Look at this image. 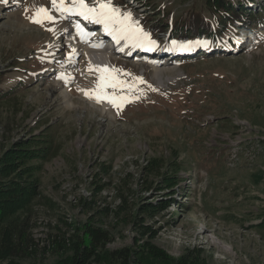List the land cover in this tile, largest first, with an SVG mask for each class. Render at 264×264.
<instances>
[{"label":"rangeland","instance_id":"374dc122","mask_svg":"<svg viewBox=\"0 0 264 264\" xmlns=\"http://www.w3.org/2000/svg\"><path fill=\"white\" fill-rule=\"evenodd\" d=\"M13 1L0 3V87L14 89L0 101V158L30 131L49 132L55 149L38 173L34 249L21 264L68 257L61 238L72 235L71 225L84 224L107 230L111 250L127 245L142 253L153 245L171 261L196 254L205 264H264V231L256 227L264 214L262 144L246 153L250 161L241 151L233 166L226 164L232 148L245 152L264 133V0H230L246 9L239 27L213 21L205 0H112L132 13L161 53L174 48L172 55H146L131 40L130 55L118 47L104 53L111 35L102 24L65 18L51 11L50 0ZM85 2L92 7L97 0ZM37 7L48 8L55 22H31ZM191 11L224 29V41L152 34L149 20L161 21L154 17L174 21ZM259 13L263 22L253 25L251 15ZM66 24H79L83 41L88 28L102 27L94 48L108 57V72L98 67L88 76L85 55L73 57L64 45ZM101 75L118 82L104 89L107 95L130 101L120 108L98 101ZM154 162L162 175L150 172ZM155 204L166 206L145 212Z\"/></svg>","mask_w":264,"mask_h":264},{"label":"trees","instance_id":"16d2710c","mask_svg":"<svg viewBox=\"0 0 264 264\" xmlns=\"http://www.w3.org/2000/svg\"><path fill=\"white\" fill-rule=\"evenodd\" d=\"M205 4L209 13L213 14V21L230 23L233 27H239L243 15H246L243 8L237 7L230 0H205ZM158 17L154 18L161 21L155 24L154 21L149 20L150 30L155 35L170 30L181 40L194 37L214 43L223 39L224 29H218L199 11H191L172 22L167 21L168 15H162L163 19ZM251 17L252 20H257L261 17V13L258 17L255 15ZM13 90V88L0 87V101L9 97ZM48 134L49 132L30 131L28 135L12 141L2 155V159L0 158V264H21L22 259L29 258L33 253L30 217L34 201L41 196V190L38 188L40 184L38 173L43 163L55 154L51 135ZM6 158H10L9 166L4 163ZM161 168L162 165L154 162L149 169L150 172H156L158 175ZM155 205L145 212L151 213L150 210L158 211L166 206V204ZM256 227L264 231V214L261 215V221ZM71 230L72 235L61 238V246L65 247L68 244L71 255L59 258L53 264H205L196 254L183 255L180 259L171 261L153 245H149L142 253L139 248L135 249L127 245L112 250L107 249L110 235L100 226L71 225Z\"/></svg>","mask_w":264,"mask_h":264},{"label":"snow or ice","instance_id":"6c2138e0","mask_svg":"<svg viewBox=\"0 0 264 264\" xmlns=\"http://www.w3.org/2000/svg\"><path fill=\"white\" fill-rule=\"evenodd\" d=\"M8 0H0V3H7ZM51 11L60 13L61 16L67 18L70 15H77L94 24H102L105 31L113 35V39L117 43L120 40H131L133 46H144L145 44L153 46L156 44L155 40L151 39L150 33L144 31L140 26L138 20H134L130 11H121L120 8L112 4V0H97L96 4L92 7L85 2V0H71L70 5H66L65 0H50ZM27 11V10H26ZM31 22L42 24L45 21L50 23L55 22V17L51 14L50 10L46 7H37L34 16L28 17ZM76 28L83 38L85 36L84 30L79 24ZM52 31L53 29H48ZM173 45L177 42L172 41ZM193 43V42H189ZM200 44V41L194 42ZM98 71L106 73L107 68H99ZM141 82H143L141 80ZM118 82H115V77L101 75L97 85L96 99H107L114 107L120 108L123 103L129 102L130 97L125 96H109L104 92L107 87H117ZM149 87H151L149 85ZM155 90V89H153ZM88 94V93H86Z\"/></svg>","mask_w":264,"mask_h":264},{"label":"bare ground","instance_id":"6f19581e","mask_svg":"<svg viewBox=\"0 0 264 264\" xmlns=\"http://www.w3.org/2000/svg\"><path fill=\"white\" fill-rule=\"evenodd\" d=\"M13 4H15V3H17L15 0L12 2ZM11 3V4H12ZM63 30H64V34H66V42L64 43V45H68V46H71V52L73 53V57L77 54V53H79V54H81V55H85V57L87 58V60H88V62L87 63H83L82 62V65L81 66H83L85 69H86V71H87V73H89L88 74V76H91L92 74L91 73H95V71H96V69L98 68V67H106L107 66V63L109 62V60H108V57H106V56H104V54H102V53H99L98 52V50H96L95 48H94V44H89V46H86L85 45V43H86V40H84L83 41V39L81 40V35L79 34V32H78V30H77V28H75L74 27V25H71V24H66L65 26H63ZM94 34H93V36H92V38H91V40H94V39H97V38H99L100 37V32H101V29H98V27L97 28H95L94 29ZM90 40V41H91ZM124 41H126V40H120V42L117 44V45H115V44H113V43H109L108 45H106V49H105V51H104V53L106 52V53H113V52H115L116 51V49H117V47L118 48H120V47H124V48H126V50H128L127 49V45H124V46H122V44H123V42ZM88 44V43H87ZM114 46V49L112 50L111 48ZM129 46V45H128ZM141 47V50L143 49V48H145V50H143V52H145L146 53V55L147 54H158V55H163L162 53H164V52H166V53H168V54H170V55H172V54H174L175 52L173 51L174 50V48H170V49H168L167 48V46H165L164 48H165V50H163V52L161 53V51L159 50L160 48H156V47H158V46H149V45H144V46H136L135 48H137L138 50H139V48ZM148 47H151V49H146V48H148ZM160 47V46H159ZM98 49V48H97ZM136 49V50H137ZM125 50V52H127L128 54L127 55H130L129 53H132V51H126ZM135 50V51H136ZM178 51V50H177ZM176 51V52H177ZM134 52V51H133ZM58 55H60V54H57L56 56H58ZM106 55V54H105ZM55 56V57H56ZM72 56V55H71ZM70 56V57H71ZM82 61H83V59H82ZM73 62H75V60H72L71 61V63H73ZM81 62V61H80ZM85 62V61H84ZM78 63V62H77ZM168 63V62H167ZM150 65H151V67L156 71V73H158L159 75H160V80L162 79L161 78V73H162V70L161 69H159L158 67H157V65L155 64V62L153 63V62H151V63H149ZM163 64V63H162ZM165 64V63H164ZM82 67V68H83ZM80 69H81V67H79ZM57 69H59V70H62V67L61 68H59V67H57ZM172 71V70H171ZM82 72V71H81ZM77 74V73H76ZM85 74V73H84ZM81 80V79H80ZM83 82V81H82ZM81 83V82H80ZM104 108L106 109L107 108V106H104Z\"/></svg>","mask_w":264,"mask_h":264},{"label":"built area","instance_id":"2783aa9c","mask_svg":"<svg viewBox=\"0 0 264 264\" xmlns=\"http://www.w3.org/2000/svg\"><path fill=\"white\" fill-rule=\"evenodd\" d=\"M256 138H258L259 140H264V133L263 134H260V135H257V137ZM236 143V142H235ZM237 144V143H236ZM247 144H251V142H249V143H247ZM259 145V143H255V144H251V145H249V147L248 148H246L245 149V155L248 157V153H250L252 150H254L255 149V147L256 146H258ZM239 148L240 147H238V146H235L234 148H232L231 149V151H230V155H229V158H228V162H227V164L229 165V166H233V162H234V160L236 159V153L238 152V150H239ZM247 153V154H246Z\"/></svg>","mask_w":264,"mask_h":264}]
</instances>
